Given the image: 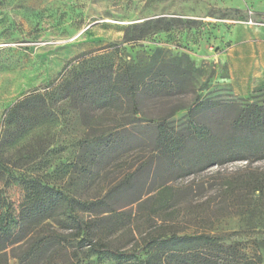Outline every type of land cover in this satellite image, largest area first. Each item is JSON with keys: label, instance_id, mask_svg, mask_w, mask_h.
Here are the masks:
<instances>
[{"label": "rangeland", "instance_id": "rangeland-1", "mask_svg": "<svg viewBox=\"0 0 264 264\" xmlns=\"http://www.w3.org/2000/svg\"><path fill=\"white\" fill-rule=\"evenodd\" d=\"M155 18L171 21V28L136 42L123 41L128 24ZM249 20L252 24L247 23ZM261 25L264 26V0H0V133L5 110L25 94L42 91L49 83H58L67 76L66 90L72 94L47 102L44 117L38 116L37 106L33 107L27 131L6 146L0 159V197L8 196L18 206L24 190L17 181L29 174L39 175L80 199L102 198V204L95 209L98 212L77 210L85 218L98 219L99 211L109 208L111 212L104 215L110 220L97 233L120 248L135 246L140 234L155 230L160 215L165 214L182 232H236L231 241L246 244L245 251L258 255L264 264L263 228L249 233L247 220L230 210L236 199L225 198L221 191L224 177L245 162L164 173L163 162L156 157L149 140L143 138L108 149L89 164L97 145L109 142L124 109L97 108L86 120L87 102L81 94L83 76L80 71L69 74L72 67L79 66L78 61L115 46L118 60L133 63H147L152 56L158 61L181 56L191 68L181 76L180 88L173 92H142L139 113L144 119L160 118L175 130L186 131L189 110L197 101L246 103L264 99L258 91L261 86L237 92L228 80V64L220 58L233 39L232 29ZM157 47L169 53L154 54ZM90 65L98 67V75L94 76L102 80L101 63ZM223 113L218 108L214 114L197 113L196 118L211 122ZM83 139L91 146L87 148ZM145 162L149 167L141 166ZM255 166L264 168V161L252 164ZM131 173L134 178L130 187L122 181ZM164 182L175 188L176 197L167 213L155 216L148 202L140 209L138 202L131 203L138 194L141 200H148L155 194V187ZM255 217L258 214L251 218ZM42 223L40 220L32 225L20 242L6 248L7 264H19L18 256L32 236L45 229ZM71 250L68 245L67 253L59 258L62 264H79L78 259L69 256ZM146 256L142 252L139 259ZM83 263L115 264L104 255L90 256L80 262ZM27 264H49V260L41 258Z\"/></svg>", "mask_w": 264, "mask_h": 264}, {"label": "trees", "instance_id": "trees-1", "mask_svg": "<svg viewBox=\"0 0 264 264\" xmlns=\"http://www.w3.org/2000/svg\"><path fill=\"white\" fill-rule=\"evenodd\" d=\"M171 26V21L160 18L130 23L124 30L123 41L136 42ZM116 51L117 46L111 51L83 58L78 61L79 66L69 71V74L80 71L83 76L81 94L87 102L86 120L97 108L124 109L109 142L95 143L97 148L91 152L88 163H94L108 149H117L129 141L143 138L149 140L156 157L163 162L161 171L164 173H183L195 168L243 161L241 168L224 177L221 191L225 198L236 199V205L230 210L247 220L249 233L255 228L264 230V168L252 167V164L264 161V99L246 103L234 100L216 103L210 99L197 101L189 110L188 129L177 131L160 118L144 119L139 113V97L144 91L159 93L179 89L180 78L190 71L191 64L183 61L181 56H169L159 61L152 56L143 64L120 61ZM153 51L154 54L169 53L168 49L160 47ZM98 62L104 75L99 81L95 79L98 67L93 69L90 65ZM193 70L199 71L197 68ZM67 85L68 76L58 83H49L42 91L25 94L5 110L0 133V159L6 146L27 131L33 107L37 106L38 116L44 117L47 102L72 95L66 90ZM260 86L258 91L264 94V82ZM218 108L224 113L211 122L196 118L197 113L214 114ZM82 142L87 148L91 146L86 139ZM141 166L149 167L146 162ZM132 178L134 173L122 182H128L127 186H130ZM17 185L24 190L18 206L15 207L8 196L0 197V264L8 262L6 248L20 242L28 228L40 220H43L45 229L32 236L18 256L19 264L41 258H48L49 264H62L59 258L67 253L68 245L72 247L69 256L78 259L79 264L93 255H104L115 264H262L258 255L245 251L246 244L231 241L236 232H182L165 214L160 215V223L155 230L140 234L135 246L120 248L97 233L104 226L102 224L110 220L108 215H104L111 212L109 208L100 210L98 219L85 218L77 210L98 212L95 209L102 204V198L80 199L60 185L43 181L39 175H26L17 181ZM141 198L138 194L131 203L138 202L140 209L148 202L151 213L159 216L160 212L167 213L173 205L175 188L164 182L155 187V194L148 200ZM255 213L258 217L252 219ZM148 217L150 220L153 218L152 215ZM142 252L147 256L139 259Z\"/></svg>", "mask_w": 264, "mask_h": 264}, {"label": "crops", "instance_id": "crops-1", "mask_svg": "<svg viewBox=\"0 0 264 264\" xmlns=\"http://www.w3.org/2000/svg\"><path fill=\"white\" fill-rule=\"evenodd\" d=\"M232 30L233 39L220 58L228 64V80L241 93L264 82V26H236Z\"/></svg>", "mask_w": 264, "mask_h": 264}, {"label": "built area", "instance_id": "built-area-1", "mask_svg": "<svg viewBox=\"0 0 264 264\" xmlns=\"http://www.w3.org/2000/svg\"><path fill=\"white\" fill-rule=\"evenodd\" d=\"M247 23H248V24H252V21L249 20Z\"/></svg>", "mask_w": 264, "mask_h": 264}]
</instances>
